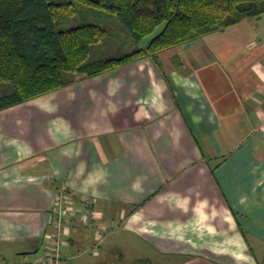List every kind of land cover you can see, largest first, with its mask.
Instances as JSON below:
<instances>
[{"label": "crops", "instance_id": "1", "mask_svg": "<svg viewBox=\"0 0 264 264\" xmlns=\"http://www.w3.org/2000/svg\"><path fill=\"white\" fill-rule=\"evenodd\" d=\"M263 21L0 110V264L37 260L62 187L79 208L95 199L67 264H133L101 250L119 226L157 250L212 254L205 264H264ZM95 222L108 227L98 258H75Z\"/></svg>", "mask_w": 264, "mask_h": 264}, {"label": "trees", "instance_id": "2", "mask_svg": "<svg viewBox=\"0 0 264 264\" xmlns=\"http://www.w3.org/2000/svg\"><path fill=\"white\" fill-rule=\"evenodd\" d=\"M77 5L117 17L138 47L87 62L109 32L97 23L59 29ZM263 14L264 0H0V110L136 60L161 68V52Z\"/></svg>", "mask_w": 264, "mask_h": 264}, {"label": "rangeland", "instance_id": "3", "mask_svg": "<svg viewBox=\"0 0 264 264\" xmlns=\"http://www.w3.org/2000/svg\"><path fill=\"white\" fill-rule=\"evenodd\" d=\"M52 1L58 2L71 0ZM259 17H261V15L254 18ZM84 23L100 24L109 32L102 41L93 45L87 62L125 55L132 52L138 47L135 41L131 38L125 25L117 17H112L100 8L90 5H77L76 12L73 15L65 16L62 18V24L59 26V29L77 27ZM1 86L5 92H11L13 90V87L10 83H4ZM107 225L113 228V226L117 225V223L115 224L112 221ZM111 230H113L114 234L112 238L115 241H113V243L111 242L109 246L104 247V249H101L104 252L103 254H108L109 257L112 254L114 258L118 259H128L131 260L133 264H170V261H174L176 262V264H195V262L191 263L190 261H188L189 259H191L192 261L195 259H199L198 261H196V264H205L207 262H205L203 259H212L214 257L212 254L209 255V253L203 256L202 253L196 251L175 253L170 251L168 252L157 250L149 243L144 242L145 240L141 236L126 231L121 226H119V228H113ZM93 254L94 252L90 251H80L77 253V256L75 258L83 260L98 258ZM199 256L203 257L199 258ZM248 258H252V256L249 255ZM224 259L227 262L229 258L225 257ZM72 261L73 259L71 260V262Z\"/></svg>", "mask_w": 264, "mask_h": 264}, {"label": "built area", "instance_id": "4", "mask_svg": "<svg viewBox=\"0 0 264 264\" xmlns=\"http://www.w3.org/2000/svg\"><path fill=\"white\" fill-rule=\"evenodd\" d=\"M95 199L87 197L84 199V206L79 208L66 187L57 191L56 218L53 221L54 229L47 236V244L40 256L34 262L23 264H67L65 247L68 244L71 234L80 226L89 223L94 215L93 207ZM95 227V244L92 252L98 253L108 227L102 223H93Z\"/></svg>", "mask_w": 264, "mask_h": 264}]
</instances>
